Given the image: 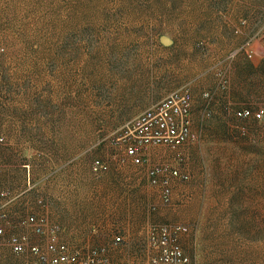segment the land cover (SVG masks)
Listing matches in <instances>:
<instances>
[{
	"label": "rangeland",
	"instance_id": "rangeland-1",
	"mask_svg": "<svg viewBox=\"0 0 264 264\" xmlns=\"http://www.w3.org/2000/svg\"><path fill=\"white\" fill-rule=\"evenodd\" d=\"M182 89L192 96L197 141L154 147L142 165H121L125 126ZM242 109L251 115L237 116ZM258 110L264 0H0V209L7 214L0 264H40L7 245L9 235L25 233L8 210H29L38 200L48 206L66 187L77 203L70 199L65 209L82 207L75 219L96 229L82 250L66 244L82 263L104 264L108 240L113 256L123 240L142 242L132 234L148 210L156 225L171 224L162 216L190 223L200 264H264ZM94 160L108 171L94 175ZM154 164L189 174L168 204L148 190ZM27 195L34 199L25 205Z\"/></svg>",
	"mask_w": 264,
	"mask_h": 264
},
{
	"label": "built area",
	"instance_id": "built-area-1",
	"mask_svg": "<svg viewBox=\"0 0 264 264\" xmlns=\"http://www.w3.org/2000/svg\"><path fill=\"white\" fill-rule=\"evenodd\" d=\"M247 43L244 54L252 58L254 50ZM192 96L189 90H176L157 102L153 107L143 111L125 126L117 142L123 145V154L118 157V162L126 166H140L149 151L158 146L171 150L194 143L198 135L192 130L190 122V109ZM264 112L258 110L253 114L257 119ZM236 115L245 118L251 115L247 109L236 112ZM109 166L102 160H94L91 166L92 173L96 176L106 173ZM189 174L179 168L161 164L150 165L147 169L148 184L156 188L161 201L168 204L171 201L172 181L186 182ZM4 194H1L3 196ZM43 207L42 200L37 201ZM7 214L0 209V237L4 236V221ZM19 225L27 230L24 234H13L7 237V245L17 255L30 254L37 258L40 264H89L82 263L78 250H71L66 244L58 240L61 227L51 223L45 216L27 215L20 219ZM187 232V228L180 224L152 225L148 232L150 247L157 252L151 264H192L183 253L180 244V235ZM46 238L44 246L33 242L32 238ZM116 237V241H120ZM96 255L95 251L91 252ZM93 262V260H92Z\"/></svg>",
	"mask_w": 264,
	"mask_h": 264
},
{
	"label": "crops",
	"instance_id": "crops-1",
	"mask_svg": "<svg viewBox=\"0 0 264 264\" xmlns=\"http://www.w3.org/2000/svg\"><path fill=\"white\" fill-rule=\"evenodd\" d=\"M146 182H148L147 175H146ZM178 181H172V193L171 196H175L176 194V186H178ZM148 190H150V186L148 184ZM151 191L153 194H158V191L156 188H152ZM74 192L71 190V188L66 187L65 190H63L60 194L57 193L56 195H53L54 200L51 199V202L48 201V206L44 205L43 207L34 206L30 208L29 210H15L11 209L9 211V216L15 218V219H21L27 215H36V216H45L51 223L57 224L61 227L60 232V238L59 240L67 245H71L73 249H79L82 250V248H85L83 243L85 240H88L89 238L93 237V233L96 232L95 228H91V226H88V224H82L80 219H75V216L77 215L78 211H81L80 209L82 207L74 206L73 208H66L64 202H69L68 200L71 198V193ZM149 195V194H148ZM146 195L143 197V200L147 202L149 200V196ZM30 196L27 195L23 198L26 199L25 205L27 202L31 203L33 202L34 198H29ZM17 197H11V202L15 200ZM10 202V203H11ZM74 203H77L73 201ZM14 205V204H13ZM72 206V205H71ZM148 204L146 203V207ZM178 205L171 204L168 211H175ZM20 209V208H19ZM144 210V208H143ZM195 212H199V209H195ZM68 214V215H67ZM147 214V215H146ZM71 215L69 218L68 216ZM145 217H143L142 224H138L135 226L134 229H136L135 234H132L133 236H138L142 239V242H133V240H123L122 244L120 246V254L118 256H113L109 253V247L114 244V241L108 240L106 241V244L104 245L105 248H108V252L101 254L100 259L103 260L104 264H147L154 256L157 255V252L153 250L148 242V232L149 228L153 224V219L149 217L148 210L145 211ZM158 215H164V210L162 212H158ZM154 216V215H153ZM152 216V217H153ZM164 219H166L171 224H180L182 226H185L188 228L187 233H183L180 235V244L183 250V253L192 264H200L202 258V253L199 250V245L197 243V237L194 232L190 230V223L185 222L181 219H169L166 216H162ZM167 224V223H166ZM129 226V225H128ZM22 230H25L22 228ZM27 232V230H25ZM35 239V240H34ZM33 242H39V238L33 237ZM87 246V245H86ZM90 247H86L88 249ZM133 249V250H131ZM129 250L132 251V253L129 252ZM139 250V251H138ZM84 257H87L88 253L83 252Z\"/></svg>",
	"mask_w": 264,
	"mask_h": 264
}]
</instances>
